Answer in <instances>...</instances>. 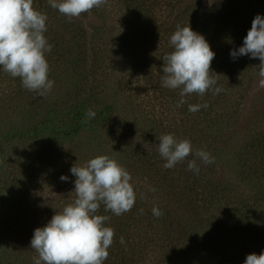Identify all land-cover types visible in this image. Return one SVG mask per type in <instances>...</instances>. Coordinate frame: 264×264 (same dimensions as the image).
<instances>
[{
    "label": "rangeland",
    "instance_id": "obj_1",
    "mask_svg": "<svg viewBox=\"0 0 264 264\" xmlns=\"http://www.w3.org/2000/svg\"><path fill=\"white\" fill-rule=\"evenodd\" d=\"M223 6V0H180L162 6L150 25L126 0H105L71 20L48 0H33L47 16L44 35L52 48L45 58L54 84L37 97L0 70V264H35L33 230L75 199L69 169L101 154L129 172L136 194L132 209L119 216L103 205L98 210L110 217L106 224L119 247L110 248L103 264H112L122 248L128 264H206L208 253L242 264L248 253L264 249L259 59H250L225 92L190 115L161 94L151 76L172 50L164 34L188 15L216 18ZM164 134L192 145L171 169L158 152ZM198 149L214 162L196 159ZM193 159L198 173L187 169ZM154 206L160 217L153 216ZM117 237L124 242L116 244Z\"/></svg>",
    "mask_w": 264,
    "mask_h": 264
},
{
    "label": "clouds",
    "instance_id": "obj_2",
    "mask_svg": "<svg viewBox=\"0 0 264 264\" xmlns=\"http://www.w3.org/2000/svg\"><path fill=\"white\" fill-rule=\"evenodd\" d=\"M49 6L68 17H78L100 7L105 0H48ZM47 16L33 8V0H0V70L11 77H19L22 86L37 97L47 94L54 81L48 78L49 66L45 54L51 51L44 33ZM169 43L172 51L163 55L161 86L179 89L177 107L186 103V95L203 96L221 91L210 76L214 51L202 34L187 26H176ZM233 60L240 56L259 59L258 87L264 88V16L256 14L243 37L242 45L229 50ZM207 104H189V112H197ZM89 119L95 112L86 113ZM158 152L166 162L165 169L173 168L193 152L191 142L177 139L172 134L158 138ZM204 164L214 158L204 149L193 153ZM187 169L199 172L195 159L189 160ZM74 180L75 199L56 212L45 225L33 230L30 247L38 253L35 264H103L113 242L114 230L107 226V215L98 214L101 205L105 211L119 216L132 209L136 194L130 183L132 177L117 161L107 155H97L82 166L69 169ZM61 181L68 177L60 176ZM154 190V189H153ZM142 211V210H141ZM155 217L162 215L158 207L152 208ZM123 243V238H120ZM242 264H264V249L259 254L248 253Z\"/></svg>",
    "mask_w": 264,
    "mask_h": 264
},
{
    "label": "trees",
    "instance_id": "obj_3",
    "mask_svg": "<svg viewBox=\"0 0 264 264\" xmlns=\"http://www.w3.org/2000/svg\"><path fill=\"white\" fill-rule=\"evenodd\" d=\"M133 9L136 17L141 19L142 22L152 23L155 17V14L162 6H167L168 4L171 7L176 6L180 0H176L174 3L173 0H126ZM168 3V4H167ZM224 6L220 10L216 18L208 17H198L197 15L190 16L188 15L187 21H185L180 26H189L195 32L202 34L207 42L209 43L211 49L215 53L214 59L211 61L210 76L215 78L217 84L215 87H219L221 91L217 94H222L229 88L231 85L232 79L239 77L241 71L246 69L250 65V58L248 56H240L237 59L233 60L229 56V50L235 49L242 45L243 37L246 35L247 30L251 26V21L256 14L264 16V0H223ZM159 28V27H158ZM176 30V27L172 30L171 34ZM161 32L159 31V35ZM171 34H164L167 38H170ZM157 39V38H155ZM158 42L161 41V37L158 38ZM168 52V50H166ZM170 50L169 52H171ZM166 52V53H167ZM168 52V53H169ZM165 53V54H166ZM163 54V55H165ZM162 55V57H163ZM162 58L154 64V70L151 71L153 74L152 81L160 86L158 90L161 94L169 96L173 102L178 103L180 100L179 89H169L161 86V76L162 73ZM214 96L212 90L205 92L203 96H199L196 93L186 95L184 97L186 103L180 108L186 114H191L188 111L189 104H201L209 102ZM201 109V108H200ZM262 161V160H261ZM262 168V176H264V165L258 162ZM256 173V171H254ZM258 173V172H257ZM134 211V210H133ZM119 228V227H118ZM118 238V237H117ZM120 238V237H119ZM119 238L116 241L119 243ZM115 243V242H114ZM111 244L110 248L118 249V245ZM123 252V248L121 249ZM121 250H118L116 254L113 255L115 261L113 260L112 264H128L127 254L123 253ZM206 264H235L232 256H212L209 253L205 256ZM110 261V260H109ZM107 261L106 264L109 262ZM112 262V260H111ZM131 263V262H130Z\"/></svg>",
    "mask_w": 264,
    "mask_h": 264
}]
</instances>
